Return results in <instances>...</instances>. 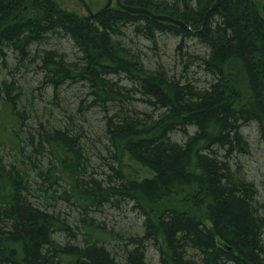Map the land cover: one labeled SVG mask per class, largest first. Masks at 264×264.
I'll list each match as a JSON object with an SVG mask.
<instances>
[{"label":"trees","instance_id":"obj_1","mask_svg":"<svg viewBox=\"0 0 264 264\" xmlns=\"http://www.w3.org/2000/svg\"><path fill=\"white\" fill-rule=\"evenodd\" d=\"M121 1L186 26L117 4L89 15L0 0V112L14 119L0 113V264H264V201L240 164L245 126L264 144V3ZM160 34L179 38L172 69L127 47L143 37L154 49ZM74 87L79 99L54 105ZM123 205L139 230L92 214Z\"/></svg>","mask_w":264,"mask_h":264},{"label":"rangeland","instance_id":"obj_2","mask_svg":"<svg viewBox=\"0 0 264 264\" xmlns=\"http://www.w3.org/2000/svg\"><path fill=\"white\" fill-rule=\"evenodd\" d=\"M59 1L64 6L70 9H75L82 14H88V11L86 10L85 6L80 0H59ZM86 1L93 10H98L102 8L108 0H86ZM254 2L261 7L262 4L264 3V0H254ZM115 4H116L115 1H113L112 5ZM158 38H159L158 46L155 47L154 49L148 47L150 42L144 39L143 37L142 38L135 37V41L127 43L128 45L127 47L128 48L132 47V50L139 53L144 58V60L146 58H152L153 63H148V65L151 68H155L158 65V61H159L160 64L162 65L165 64L170 69H172V65L177 63L175 58V53H176L175 46L178 44L179 38L171 34H163V35L160 34ZM60 42L63 44L62 46L64 47L65 50H70L71 52H74L73 47L71 46V44L68 43L66 38H60ZM187 43H188L187 48L195 51L196 53L201 54L204 53V51L206 50V46H204V44L197 41L196 39L193 40L190 39L187 41ZM145 61H146L145 63L147 64V60ZM35 74L36 73L34 72V70H30L28 72V75H26V77H27V81L30 80V84H33V86L34 84L38 86L40 84V81L38 80L40 79V75H38L37 77V82H34V79L36 78ZM194 77L196 80L198 79V77H201L200 78L201 80L205 79L202 73H198ZM81 93L82 92L77 87H74L68 93L67 92L64 93L70 97L69 99H66L65 97L61 96L60 100L62 99V101L60 100L59 101L63 102V105H66L68 102H72L75 99H79L77 97ZM34 94L36 96L37 101L43 102L46 98L51 99L50 96L49 97L47 96L49 94H48V89L46 88L45 89L41 88L38 90L34 89ZM5 112H6L5 108L2 109L0 112L3 117L2 120L6 124H9V122H14V119L11 118V116L5 115ZM101 117L102 114H100L99 112L95 113L94 115L93 112L92 113L89 112L87 114V118L90 119L91 122H95L96 124L99 123L98 120ZM28 122L32 123V120L28 119ZM244 133L250 142V153L247 156H245L243 159H241L240 164L244 168L243 172L247 176V178L252 182H254L258 187L259 197L262 201H264V144H262L261 141L259 140L258 127L255 123L245 126ZM4 134L8 137H12L11 132H9L8 130H6ZM6 151L7 153H9V149H7ZM9 154L12 157L13 152L11 151ZM138 167L142 173H147V174L150 173V171H148L147 169L142 168L140 166ZM93 176L95 178L101 179L104 176V173L97 172L95 170L93 172ZM107 209L97 212L92 211V214L97 216V220L101 222V224L107 229L113 231L122 230L124 232H135L136 230H139L143 218L135 211H133L131 207H127L126 205H123L121 208L110 207L108 211ZM58 237L62 241L66 239L63 234H58ZM149 256L154 261H156L155 263H158V253L156 249L151 247L149 249Z\"/></svg>","mask_w":264,"mask_h":264},{"label":"water","instance_id":"obj_3","mask_svg":"<svg viewBox=\"0 0 264 264\" xmlns=\"http://www.w3.org/2000/svg\"><path fill=\"white\" fill-rule=\"evenodd\" d=\"M80 1L84 4L85 8L90 13V15H94L96 13H101V12L105 11L106 9H108L110 6H112L114 0H108L107 3L105 4V6L102 9H100L99 11H97V12H94L91 9V7L89 6V4H88V2L86 0H80ZM116 2H117V4L120 7H122L123 9H125V10H127V11H129L131 13L147 14V15H149L152 18L157 19V20L170 22V23H173V24L180 25L182 27L186 26V23L183 20L178 19L176 17H173L171 15L155 14L154 12H152L151 10H149L147 8L136 7V6H131V5L124 4L121 0H116ZM219 3H220V0H217V2L215 4V7H218Z\"/></svg>","mask_w":264,"mask_h":264},{"label":"bare ground","instance_id":"obj_4","mask_svg":"<svg viewBox=\"0 0 264 264\" xmlns=\"http://www.w3.org/2000/svg\"><path fill=\"white\" fill-rule=\"evenodd\" d=\"M73 57H74V55H72V54H71V55H70V58H73ZM70 58H69V59H70ZM50 90H51V89L48 87V94H50V93H51V91H50ZM59 100H60V98H59V99H56V100L54 101V105H57V104H59V103H60V101H61V100H60V101H59Z\"/></svg>","mask_w":264,"mask_h":264}]
</instances>
